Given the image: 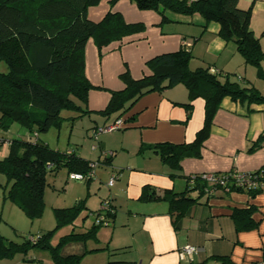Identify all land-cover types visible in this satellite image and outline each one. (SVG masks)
<instances>
[{
  "label": "trees",
  "instance_id": "16d2710c",
  "mask_svg": "<svg viewBox=\"0 0 264 264\" xmlns=\"http://www.w3.org/2000/svg\"><path fill=\"white\" fill-rule=\"evenodd\" d=\"M101 0H0V61L8 71L0 73V130L7 131L12 124L24 127L35 139L27 141L13 139L8 142V154L0 159V174L9 184L4 195L17 206L29 220L39 219L44 210L43 193L47 186V174L61 169L68 173L86 174L89 162L77 151L69 149L60 152L39 142V133L57 125L62 110L78 111L74 100L85 103L88 92L93 88L84 74V49L91 38L98 49L113 42L144 31L140 23H126L118 12L108 11L99 22L87 17V10ZM118 0H111L113 5ZM138 10H154L165 21L166 13L181 16H199L206 24L219 25V37L236 46L237 53L245 65L259 67L264 61V51L259 40L249 28L251 8L238 7V0H130ZM261 36L264 37V29ZM191 54L180 49L171 53L156 55L146 62L147 74L133 79L127 71L120 75L123 89L113 91L104 110V117L121 119L142 96L152 92H163L176 85L186 88L188 103L200 98L204 101V117L201 128L189 144L160 143L148 148L159 160L173 170L188 157H198L199 150L209 136L216 111L223 99L239 105H263L264 96L253 87L241 88L237 83L218 78L219 72L211 68H189ZM212 70L214 72H212ZM260 75V74H259ZM264 135L260 136L263 139ZM5 141L0 139V146ZM234 170L215 175L226 176ZM264 171V166L251 171ZM203 174L186 178V189L181 193L165 190L161 196L149 188L142 189L140 200L163 201L168 205V214L174 229L187 210L196 203L188 197L192 191L201 194L221 190L226 194L247 193L251 196L263 193L261 189H243L228 185L209 187ZM88 179L86 182H89ZM84 209L83 202L68 208L54 209L56 226L44 234L22 243L7 242L0 236V259L12 258L15 254L26 255L30 250L48 252L52 264H81L83 255H62L63 246L71 243H85L95 240L103 225L93 224L81 233L65 235L53 246L52 235L65 225L73 223ZM106 217H114L115 211L108 203ZM101 211L96 213V217ZM251 209H236L231 218L236 232L247 231L256 225L251 220ZM109 224H107L108 226Z\"/></svg>",
  "mask_w": 264,
  "mask_h": 264
},
{
  "label": "crops",
  "instance_id": "0c3cea01",
  "mask_svg": "<svg viewBox=\"0 0 264 264\" xmlns=\"http://www.w3.org/2000/svg\"><path fill=\"white\" fill-rule=\"evenodd\" d=\"M110 1L101 0L97 6L90 7L87 10L88 19L96 23L108 11H113L120 13L126 23L144 26V15L134 2L118 0L111 5ZM125 4L133 11L131 15L127 14L128 18L124 15ZM238 7L244 10L251 8L249 28L255 38L258 35L263 37L264 0H238ZM166 18L162 22L156 11L152 15L153 30L159 31L161 39L155 47L145 43V26L143 32L125 38L120 43L113 42V47L108 50L106 48L109 45L98 49L93 40L87 42L84 49V74L93 88L88 92L86 102L82 103L86 111L99 113L104 110L111 93L124 87L120 78L122 73L127 71L133 79H139L148 72L146 62L163 53L184 49L194 58L208 56L211 64L200 66L201 63L195 60L193 64L196 68L215 70L220 67L227 71L235 69L246 72L236 46L219 37L217 23L206 24L199 16H181L169 12ZM257 39L264 51L261 43L264 40ZM131 59L133 64L130 67ZM191 64L189 68L193 70ZM187 103V90L182 85L146 94L121 116L123 127L119 130L124 134L113 139L99 135L97 145H92L96 157V154L87 157L78 153L84 160L95 161L93 163H98L100 167H112L117 149L122 151L125 165L114 172L119 175L116 193L121 192L129 202L125 204L127 219L123 230H116L114 223L116 207L119 206L115 194L107 202L115 211L113 218L107 217L109 225L98 230L95 240L72 243L77 247L67 255H83L81 264H142L144 260L137 262L131 250L137 251L138 247H144L146 240L145 249L153 257L150 261L156 260V263L163 258L167 261L162 264H264V192L251 196L245 192L226 194L215 190L201 194L192 191L188 197L196 199V203L179 221L177 230L168 214L166 202L140 200L144 187L154 191L157 196H161L165 190L181 193L186 189V178L189 176L230 170L251 172L264 166V138L260 139L264 135V106L247 107L231 102L228 98L223 99L216 111L199 156L183 159L178 170L162 163L150 150L140 152L141 148L160 143L189 144L194 140L203 124L204 101L198 98L188 109L184 107ZM108 119L113 120L114 116L105 118ZM110 123V120L103 121L97 127ZM132 149L135 156L130 158ZM236 209H251L250 218L256 226L236 232L231 218ZM185 246L197 249L189 262L180 261L178 257L179 250Z\"/></svg>",
  "mask_w": 264,
  "mask_h": 264
},
{
  "label": "rangeland",
  "instance_id": "374dc122",
  "mask_svg": "<svg viewBox=\"0 0 264 264\" xmlns=\"http://www.w3.org/2000/svg\"><path fill=\"white\" fill-rule=\"evenodd\" d=\"M123 10L125 11L124 15L127 18V14L131 15L133 12L129 9L127 4L123 5ZM139 12L144 15L142 17L144 22L142 23L145 26L144 35L147 37L145 43H149L151 47H155L157 41L159 42L161 39L158 36L159 31L156 30V32L153 30L152 15L154 14V10H139ZM257 38L264 40V37H260V35H258ZM91 40L92 39L90 38L88 41ZM261 43L264 48V41ZM113 44L114 43L110 44L106 50L112 48ZM239 57L242 59L240 55ZM201 58V56L195 58L191 56L189 64L192 63L191 66H193V70L196 69L193 64V61L195 62V60L196 62L203 64H200V66L211 64L210 61H208L209 58L207 55L203 56V62L200 61ZM129 63V66L131 67L133 60L131 59ZM124 68L126 69V66H124ZM244 68L247 69L245 73L243 70L235 71V69H231V71H227L220 67H217L215 70L217 73L219 72L218 78L221 82H224L227 79L230 82L237 83L241 88L253 87L264 96V61L261 62L259 67L245 65ZM7 71L8 68L6 64L3 61H0V73H6ZM74 102L80 110H62L59 115L60 119L58 124L52 126L45 132L39 133L38 140L39 142L48 145L52 150L64 152L65 150L73 149L74 151H77V153H82L85 156L90 157L96 154V152H93L94 150H92V145H97L96 141L93 139L95 128H97L98 124H102L103 121L108 122L110 120V122L113 123L114 119L105 120L106 117L102 116L100 113L86 111L84 104L76 100H74ZM262 115L264 116V113H262ZM100 126L102 127L103 125ZM122 134L124 133L120 130H116L112 133L110 132V134L106 133L103 135L110 136L111 139H113ZM0 139L5 141L0 146L1 159L8 154V142L10 140L18 139L27 141L29 139L34 140L35 137L24 127L18 124H12L7 131L0 130ZM130 154V158H133L135 156V151L133 149L130 150ZM96 156L97 154L95 157ZM112 164V167H100L98 165L94 169V176L89 182L83 181L79 183L69 180L68 173L65 169H61L54 174H47V186L43 193L44 210L41 218L35 220H29L17 206L9 200L4 199L9 184L7 183L6 177L3 174H0V236L7 242L20 244L25 239L39 236L55 228L56 220L53 212L54 209L68 208L76 205L80 201L83 202L84 209L79 212L73 223L63 226L52 235L50 243L55 246L63 236L71 234L72 232H85L91 228L98 219L96 213L101 211V214L105 215V203L108 202L110 196H114L115 194L117 196L116 203L119 204L120 207L118 205L116 207L117 212L114 223L116 230H123V224L127 219V207H125V204L129 201L121 195V192L116 193L119 186L118 182H116L111 188L108 187L107 184L111 175H116V173H114L117 171L116 169H120L125 165V154L117 149V154L113 158ZM106 220L109 224V218ZM140 235L143 236V233L141 232ZM143 239L144 238L142 237V240ZM75 247L77 246L71 243L63 246L60 252L62 255H67L68 253L73 252L72 249H75ZM146 247L147 241L145 240L144 247H138L137 251L135 249L131 250L132 255L136 258L137 262L141 259L144 260H142V264H150V262L151 264H162L167 261L163 258L158 259L159 257L155 258L159 260L157 263L156 260L150 261L153 257L152 255H149V250L145 249ZM0 264H51V260L48 252L30 250L26 255L17 253L12 258L0 259Z\"/></svg>",
  "mask_w": 264,
  "mask_h": 264
},
{
  "label": "built area",
  "instance_id": "2783aa9c",
  "mask_svg": "<svg viewBox=\"0 0 264 264\" xmlns=\"http://www.w3.org/2000/svg\"><path fill=\"white\" fill-rule=\"evenodd\" d=\"M212 72H214L212 70ZM123 127V120L118 119L114 121L112 124L102 127L95 128L93 132V139L97 141L98 136L101 134L112 133L116 130H119ZM111 156V153L107 154ZM98 166V163H92L89 165V171L86 174L80 173H70L68 175L69 180L76 182L87 181L88 179H92L94 176V169ZM119 175H111L110 180L108 182V187H112L114 183L118 180ZM202 178L205 182L208 183L209 187H222L225 188L226 191H229L228 185H232L233 187H241L243 189H261L264 190V171L253 174L252 172H238L236 170L228 173L226 176L215 175L214 173H206L202 175ZM209 192H212L211 190ZM106 209L108 207V203H105ZM105 209V210H106ZM107 211V210H106ZM96 220L97 225L107 226L108 221L106 220V214H101L97 216ZM197 252L195 247L185 246L181 248L178 252V257L180 261L189 262L193 254Z\"/></svg>",
  "mask_w": 264,
  "mask_h": 264
}]
</instances>
